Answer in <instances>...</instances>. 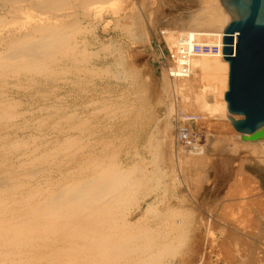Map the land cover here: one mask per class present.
Instances as JSON below:
<instances>
[{
	"label": "rangeland",
	"instance_id": "1",
	"mask_svg": "<svg viewBox=\"0 0 264 264\" xmlns=\"http://www.w3.org/2000/svg\"><path fill=\"white\" fill-rule=\"evenodd\" d=\"M199 5L0 0V264H264L260 148L193 117L205 150L185 154L176 117L186 112L160 75L158 33ZM110 178L105 200L123 204L112 227L57 214ZM16 229L29 244L3 242Z\"/></svg>",
	"mask_w": 264,
	"mask_h": 264
},
{
	"label": "bare ground",
	"instance_id": "2",
	"mask_svg": "<svg viewBox=\"0 0 264 264\" xmlns=\"http://www.w3.org/2000/svg\"><path fill=\"white\" fill-rule=\"evenodd\" d=\"M221 4L222 0H201V5H199L200 9L195 11L191 15L192 17H189V22H183L184 20L181 21V24L183 27H180L179 30L176 29H165V30H160L158 28V35L156 38H160L159 41L162 43V46L165 45V48L169 50H174L175 48L178 47L179 45V39L187 34V33H194L196 37L199 39V41L202 42H208L211 44H217L219 41L223 40L224 37V32L223 30L225 29V21L222 17V12H221ZM14 17V16H13ZM184 23V24H183ZM3 25V24H2ZM47 28V27H46ZM175 28V27H174ZM65 30V29H64ZM57 31V30H56ZM55 31V32H56ZM41 32V31H40ZM37 32V33H40ZM51 32V31H50ZM55 32L52 34L54 35ZM66 33V32H65ZM68 34V33H67ZM74 34V33H73ZM72 34V35H73ZM49 35V34H48ZM56 35V34H55ZM60 35V34H58ZM70 35V34H69ZM57 36V35H56ZM67 36V35H65ZM64 36V38H65ZM61 38V37H60ZM59 39V38H58ZM62 39V38H61ZM71 39V38H70ZM38 40V39H37ZM36 42V41H35ZM39 42V41H38ZM51 42V41H50ZM71 42V41H70ZM62 43V42H58ZM33 44V43H32ZM35 44V43H34ZM40 44V43H39ZM75 44V42H74ZM18 45V44H17ZM30 45V44H29ZM43 45V44H42ZM50 45V44H49ZM52 45V44H51ZM50 45V46H51ZM61 45V44H60ZM76 45V44H75ZM74 45V46H75ZM16 46V45H15ZM34 46V45H33ZM49 47V46H48ZM55 47V46H54ZM64 47V46H63ZM71 47V46H70ZM21 48V47H20ZM19 48V50H20ZM29 48V47H28ZM39 48V47H38ZM69 48V47H68ZM35 49V48H34ZM41 49V48H40ZM45 49V48H44ZM48 49V48H47ZM50 49V48H49ZM59 49V48H58ZM14 50V49H12ZM33 50V49H32ZM37 50V49H36ZM71 51V49H69ZM27 51V48H26ZM54 51V50H53ZM18 52V51H17ZM34 52V50H33ZM44 52V51H43ZM73 52V50H72ZM13 53V52H12ZM22 53V52H21ZM36 53V52H35ZM18 54V53H17ZM14 55V54H13ZM12 55V56H13ZM21 55H24L23 53ZM19 55V57L21 56ZM32 55V54H31ZM38 55V54H37ZM43 55V54H42ZM47 55V54H46ZM34 56V55H33ZM49 56V55H48ZM24 57V56H23ZM32 57V56H30ZM83 57V56H82ZM15 58V57H14ZM18 58V56H17ZM33 58V57H32ZM35 58V56H34ZM45 56H43V59ZM20 59V58H18ZM30 59V58H29ZM38 59V58H37ZM32 60V59H30ZM39 60V59H38ZM28 61V60H27ZM229 73H230V65L227 60H225L223 57H198L194 60L193 62V72L192 74L187 77L183 78L180 80H171L169 78H166V84L165 87L171 88V90L174 92V94H178L179 100H180V105L182 106L183 110L186 112V116L188 114V117H195L199 122L200 121H214L217 120L219 122L223 121V123H228L231 125L234 130L235 127L230 120L228 116L230 114L227 113V107H228V102L225 100V93L228 92V86H229ZM164 78V79H165ZM172 97V96H171ZM173 105V104H172ZM1 107V106H0ZM180 107V106H179ZM181 108V107H180ZM178 109V108H177ZM172 110V109H171ZM178 111V110H177ZM181 111V110H180ZM174 112V111H173ZM182 114V113H181ZM181 116V115H179ZM177 118V117H176ZM186 118V117H185ZM235 120H241L242 117H234ZM8 120V119H7ZM216 122V121H215ZM196 123V122H195ZM221 124V123H220ZM204 125V124H203ZM237 132V131H236ZM239 139H241L242 142L244 143H249L254 146H258L260 148L259 154H261L264 157V138L263 139H258V140H250L251 135H245L249 138L250 141H245L244 140V134L237 132ZM236 135V136H237ZM243 137V139H242ZM244 140V141H243ZM239 147V146H238ZM193 149H186L187 152L185 154L189 155H202L203 151L205 150L204 147L200 146L198 143H196L195 147H192ZM179 150V149H178ZM256 150V149H255ZM185 152V151H184ZM190 156V157H192ZM44 159V158H43ZM264 161V159H263ZM32 164V163H31ZM264 165V164H263ZM30 166V165H29ZM105 166V165H104ZM259 166V165H258ZM257 166V167H258ZM256 167V168H257ZM261 166H259L260 168ZM25 168V167H24ZM41 168V167H40ZM33 169V168H32ZM46 170V169H45ZM106 170V169H105ZM258 170V169H257ZM260 170V169H259ZM27 171V170H26ZM39 171V170H38ZM42 172V171H41ZM21 173V172H20ZM36 173V172H35ZM34 173V175H35ZM106 173V172H105ZM260 173L264 176V168L260 170ZM14 174V173H13ZM27 174V173H26ZM38 174V173H37ZM103 174V173H102ZM259 174V173H258ZM19 175V174H18ZM22 175V174H21ZM29 175V174H28ZM26 176V175H25ZM108 176V175H107ZM110 176V175H109ZM114 176V175H113ZM13 177V176H12ZM18 177V176H17ZM4 178V177H3ZM23 178V177H22ZM102 178V177H101ZM30 179V178H29ZM1 180V179H0ZM13 180V179H12ZM17 180V179H16ZM92 181V179H91ZM105 180V187L101 188L100 185H103L102 183H99L98 185H92L93 187H88L87 189L83 190L80 192L77 196H73V198H70L68 200V203L62 204L61 206H58L56 208V211H58L57 214H62V215H67L69 217H76L78 220L79 219H86L91 223L92 225L96 227H112L114 225V222L117 218V211L120 210V207H122V202H121V197L116 196L112 198L109 201L105 200V196L107 195V192L105 191V188L108 187V189L111 191V187H114V182L111 180ZM93 182V181H92ZM1 183V182H0ZM9 183V182H8ZM112 183V185H110ZM82 184V183H81ZM96 184V183H95ZM4 185V184H2ZM7 185V184H6ZM79 186V185H78ZM21 187V186H20ZM83 187V186H81ZM100 190H98L99 188ZM84 188V187H83ZM98 188V189H97ZM120 188V187H119ZM122 188V187H121ZM264 188V187H263ZM11 189V188H10ZM37 189V187H36ZM78 189V188H77ZM65 190V189H64ZM63 190V191H64ZM72 190V189H71ZM70 190V191H71ZM114 190V189H113ZM79 192V191H78ZM112 192V191H111ZM118 192V191H117ZM123 192V191H122ZM126 192V191H125ZM124 192V193H125ZM53 193V192H52ZM66 194V193H65ZM74 194V193H73ZM54 195V194H52ZM70 195V194H69ZM114 195V194H113ZM120 195V194H118ZM109 196V195H108ZM34 198V196H32ZM71 197V196H70ZM111 197V196H110ZM31 198V197H30ZM58 198V197H56ZM258 198V197H257ZM55 199V198H54ZM59 199V198H58ZM255 199V198H254ZM56 200V199H55ZM61 200V199H60ZM258 200V199H257ZM26 201V200H25ZM22 202V201H21ZM28 202V200H27ZM48 202V201H47ZM60 202V201H59ZM29 203V202H28ZM34 203V202H33ZM126 203V202H125ZM30 204V203H29ZM46 204V202H45ZM48 204V203H47ZM52 204V203H51ZM50 204V205H51ZM53 205V204H52ZM51 205V206H52ZM21 206V205H20ZM29 206V205H28ZM43 206V204H42ZM45 207V206H44ZM261 208H264L262 206ZM32 209V208H31ZM43 209V207H40V211ZM49 209V208H48ZM52 209V208H51ZM50 209V210H51ZM19 210V209H18ZM37 210V209H36ZM35 210V211H36ZM39 210V209H38ZM264 210V209H263ZM32 211V210H31ZM48 211V210H46ZM54 211V210H53ZM29 212V211H28ZM37 212V211H36ZM51 212V211H50ZM15 213V211L13 212ZM45 213V212H44ZM47 214V213H46ZM49 214V213H48ZM47 214V215H48ZM51 214V213H50ZM54 214V213H53ZM120 214V213H119ZM45 215V214H44ZM46 215V216H47ZM17 216V215H16ZM53 216V215H52ZM119 216V215H118ZM26 217V216H25ZM39 217V216H38ZM42 217V216H41ZM43 218V217H42ZM50 218V217H49ZM67 218V217H66ZM121 218V217H120ZM123 218V217H122ZM121 218V219H122ZM19 219V218H18ZM36 219V218H35ZM89 219V220H88ZM6 220V219H5ZM38 221H41V219H37ZM68 220V219H67ZM73 220V219H72ZM85 220V221H86ZM34 221V220H33ZM31 221V223L33 222ZM46 221V220H45ZM44 221V222H45ZM61 221V220H60ZM71 221V220H70ZM86 221V222H87ZM120 221V220H119ZM11 222V221H9ZM14 222V221H12ZM11 222V223H12ZM36 222V221H34ZM122 222V221H121ZM127 222V221H126ZM8 223V222H7ZM56 223V221H55ZM78 223V221H77ZM125 223V222H124ZM10 224V223H9ZM26 224V222H25ZM34 224V223H33ZM31 224V225H33ZM38 224V223H37ZM51 224V223H50ZM85 224V223H84ZM122 224V223H121ZM2 225V223H1ZM39 225V224H38ZM42 226V224H40ZM45 225V224H44ZM42 226V229L44 227ZM52 225V224H51ZM64 225V224H63ZM67 225V224H66ZM74 225V224H73ZM76 225V224H75ZM15 226V225H14ZM24 226V225H23ZM26 226V225H25ZM56 227V225L54 224ZM82 226V225H81ZM80 226V227H81ZM116 226V225H115ZM122 226V225H120ZM13 227V225H12ZM30 227V226H28ZM27 227V228H28ZM36 227V226H35ZM51 227V226H50ZM65 227V226H64ZM124 227V226H123ZM127 227V226H126ZM3 228V227H2ZM1 228V229H2ZM16 228V227H15ZM17 228L20 229V225ZM38 228V226H37ZM36 228V230H37ZM40 228V227H39ZM118 228V227H117ZM33 228L30 229L33 231ZM47 229V228H45ZM53 230V228H51ZM56 229V228H55ZM69 229V227H68ZM23 230V229H22ZM58 230V228H57ZM2 231V230H0ZM5 231V230H4ZM14 231V230H13ZM17 231V229H16ZM15 231V232H16ZM35 231V230H34ZM33 231V232H34ZM66 231V230H65ZM70 231V230H68ZM74 231V230H73ZM81 231V230H79ZM110 231V230H108ZM3 232V231H2ZM10 232V231H9ZM57 232V231H56ZM6 233H8L6 231ZM14 234L13 232H11ZM30 233V232H29ZM29 233H26L25 236L29 235ZM48 233V231H47ZM55 233V231H54ZM64 233V232H63ZM68 233V232H66ZM65 233V234H66ZM73 233V232H72ZM77 233V232H76ZM87 233V232H86ZM102 233V232H101ZM100 233V235H101ZM121 233V232H120ZM130 233V232H129ZM4 234V233H3ZM10 234V233H9ZM24 231L22 232H16L13 238H7L5 234L3 239V242H15L17 244H27L29 239H24L21 240L23 237ZM33 233H30V235ZM79 234V233H78ZM123 234V232H122ZM61 235V234H60ZM69 235V234H68ZM83 235V234H82ZM81 235V236H82ZM9 236V235H7ZM11 236V235H10ZM36 236V235H35ZM41 236V235H40ZM43 236V235H42ZM67 236V235H66ZM70 236V235H69ZM112 236V235H111ZM2 238V236H0ZM31 237V236H30ZM93 237V235H92ZM105 237V236H104ZM103 237V238H104ZM110 237V236H109ZM25 238V237H23ZM34 238V236H33ZM47 238V235L46 237ZM85 238V237H84ZM107 238V237H105ZM71 239V238H70ZM109 239V238H108ZM132 239V237H131ZM39 240V239H36ZM81 240V239H80ZM83 240V239H82ZM125 240V239H124ZM123 240V241H124ZM47 241V240H46ZM98 240H96L97 242ZM107 241V240H106ZM122 241V242H123ZM2 242V243H3ZM36 242V241H35ZM48 242V241H47ZM46 242V243H47ZM108 242V241H107ZM125 242V241H124ZM129 242V241H126ZM34 243V242H33ZM137 243V242H136ZM29 244V243H28ZM91 244V243H90ZM7 245H9L7 243ZM77 245V244H76ZM94 245V244H93ZM97 245V244H96ZM119 245V244H118ZM134 245V244H133ZM146 245V244H145ZM17 246V245H16ZM23 246V245H22ZM18 246V247H22ZM23 246V247H24ZM75 246V245H74ZM98 246V245H97ZM143 246V245H142ZM28 247V246H27ZM26 247V248H27ZM81 247V246H80ZM79 247V248H80ZM84 247V246H83ZM129 247V246H128ZM141 247V246H140ZM1 248V247H0ZM4 248V247H3ZM17 248V247H15ZM29 248V247H28ZM77 248V250L79 249ZM91 248V247H90ZM115 248V247H113ZM45 249V248H44ZM117 249V247H116ZM119 249V248H118ZM122 249V248H121ZM128 249V248H127ZM135 249V248H134ZM133 249V250H134ZM17 250V249H16ZM72 250V249H71ZM84 250V249H83ZM100 250V249H99ZM144 250V248H143ZM146 250V249H145ZM3 251V250H2ZM0 252V255L2 253ZM82 251V249H81ZM85 251V250H84ZM109 251V250H108ZM114 251V250H113ZM130 251V250H129ZM142 251V250H141ZM66 252V251H65ZM76 252V251H75ZM80 252V251H79ZM105 252V250H104ZM115 252V251H114ZM123 252V251H122ZM121 252V253H122ZM125 252H128L125 251ZM135 252V251H133ZM137 252V251H136ZM140 252V251H139ZM11 253V252H10ZM19 253V252H18ZM72 253V252H71ZM78 253V252H77ZM88 253V251L86 252ZM98 253V252H96ZM103 253V252H102ZM107 253V252H106ZM105 253V254H106ZM29 255V253H27ZM66 254V253H65ZM69 254V253H68ZM81 254V253H80ZM85 254V253H84ZM8 255V254H7ZM13 255V254H12ZM11 255V256H12ZM100 255V254H99ZM120 255V254H119ZM127 255V254H126ZM135 255V254H134ZM21 256V255H19ZM81 256V255H78ZM118 256V255H117ZM131 256V255H130ZM6 257V255H5ZM16 257V256H15ZM14 257V258H15ZM18 257V256H17ZM16 257V258H17ZM25 257V256H24ZM27 257V256H26ZM102 257V256H101ZM116 257V256H115ZM13 258V257H12ZM78 258V257H77ZM105 258V256H104ZM108 258V256H107ZM112 258V257H110ZM125 258V257H124ZM30 259V258H29ZM27 259V260H29ZM106 259V258H105ZM109 259V258H108ZM7 260V259H6ZM43 260V259H42ZM113 260V259H111ZM118 260V259H117ZM126 260V258H125ZM1 261V260H0ZM16 261V260H15ZM14 261V262H15ZM40 262V261H39ZM98 262V261H97ZM131 262V261H130ZM2 263V262H1ZM4 263V262H3ZM23 263V261H22ZM30 263V262H28ZM94 263V262H92ZM14 264V263H13ZM16 264V263H15ZM102 264V263H101Z\"/></svg>",
	"mask_w": 264,
	"mask_h": 264
},
{
	"label": "water",
	"instance_id": "3",
	"mask_svg": "<svg viewBox=\"0 0 264 264\" xmlns=\"http://www.w3.org/2000/svg\"><path fill=\"white\" fill-rule=\"evenodd\" d=\"M221 12L223 57L230 65L228 117L245 141L263 139L264 0H222ZM245 135H251L250 140Z\"/></svg>",
	"mask_w": 264,
	"mask_h": 264
},
{
	"label": "built area",
	"instance_id": "4",
	"mask_svg": "<svg viewBox=\"0 0 264 264\" xmlns=\"http://www.w3.org/2000/svg\"><path fill=\"white\" fill-rule=\"evenodd\" d=\"M224 38V37H223ZM156 38V48L160 54V75L171 80H180L189 77L193 72V62L198 57H223V40L217 44L199 41L194 33H187L179 39V45L173 51L162 46ZM224 58V57H223ZM177 117L178 143L188 149L195 147L197 140L193 131V117Z\"/></svg>",
	"mask_w": 264,
	"mask_h": 264
}]
</instances>
